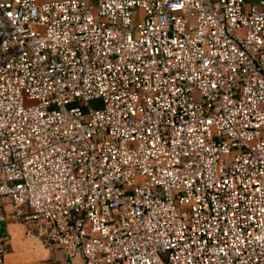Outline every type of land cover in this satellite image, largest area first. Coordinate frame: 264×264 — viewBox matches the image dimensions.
<instances>
[{"label": "built area", "instance_id": "built-area-1", "mask_svg": "<svg viewBox=\"0 0 264 264\" xmlns=\"http://www.w3.org/2000/svg\"><path fill=\"white\" fill-rule=\"evenodd\" d=\"M0 199L82 264H264V0H0Z\"/></svg>", "mask_w": 264, "mask_h": 264}, {"label": "crops", "instance_id": "crops-1", "mask_svg": "<svg viewBox=\"0 0 264 264\" xmlns=\"http://www.w3.org/2000/svg\"><path fill=\"white\" fill-rule=\"evenodd\" d=\"M4 203L0 199V214L10 211L8 202ZM0 245L5 264H82L79 258H67L58 248L47 245L33 222L7 220L0 229Z\"/></svg>", "mask_w": 264, "mask_h": 264}, {"label": "rangeland", "instance_id": "rangeland-1", "mask_svg": "<svg viewBox=\"0 0 264 264\" xmlns=\"http://www.w3.org/2000/svg\"><path fill=\"white\" fill-rule=\"evenodd\" d=\"M3 200H4V202H5L4 204H6V203H7L6 200H5V199H3ZM6 205H8V204H6Z\"/></svg>", "mask_w": 264, "mask_h": 264}]
</instances>
